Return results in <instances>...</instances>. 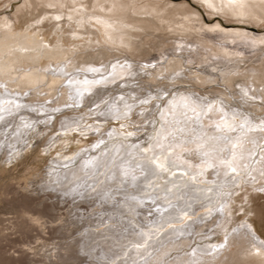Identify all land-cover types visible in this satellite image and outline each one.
<instances>
[{"label": "bare ground", "instance_id": "bare-ground-1", "mask_svg": "<svg viewBox=\"0 0 264 264\" xmlns=\"http://www.w3.org/2000/svg\"><path fill=\"white\" fill-rule=\"evenodd\" d=\"M139 1L141 0H130V2H128L130 7H126L124 9H120L119 7H117L116 8L117 10L116 9L115 10L119 12L113 11L111 13H108L106 11L105 13L100 14L106 19L108 24H111L112 27L116 29L115 32L111 33L115 43L107 41L106 29L103 25H101L103 27L102 30V28L98 26V24H94L95 19H89L88 17H84L83 19H81V17L78 16L76 13L70 14L72 16L71 20L68 19V15L63 14V18L60 21H56L54 19L49 18L44 20L43 23L39 25L35 24L36 18L34 17L32 20L28 21V23L24 28H20V29L16 28L15 21L10 20L8 18L2 19V21H0V64L3 65V73L0 74V83H6L8 85V90L7 92H5L4 89H0V99H1L0 104H2L0 108H10L14 112L16 109L15 105H17V103L19 104L21 103L26 105L20 107L19 110L21 109L25 110L27 106L36 109V107H34V105L37 106L36 104L46 105L45 107L47 109L48 108L51 109L54 107L61 109L60 107L68 104L69 100L71 101L73 100L70 99V97L75 96V91H74L75 88H80L82 91L84 89H88V91H91L93 88L98 86L94 83L85 84L83 83V81L87 80L89 82H93L98 80V79L94 80V78L97 76L95 75V77L92 78V75L94 76V74L103 73L104 64L107 63L110 60V58L112 60V58L115 57L117 54V52L115 53L113 52L116 50L115 47H118V49L120 48L119 50H122L121 48H125L126 50H128L130 54H132V56H134V58H141L142 53H144L145 51L144 48H150V51H145V55H147L149 54V52H152V48H156L154 44H158V46H160L163 43L164 47H168V44L171 42L170 39L171 36L173 37L177 36L176 38L179 43H182V40L187 41L194 39L197 41V44L200 47H202V49L211 50V54L205 55V53H202L201 58H203L204 56L207 58V56L211 57V56L221 55L222 57L231 58L232 61L235 58V56L237 57V55L240 56V58L241 56L243 57L242 49H240V47L244 46L251 49V48H259L257 46H259L260 44H264V37L261 36L254 38L252 37V35H248L242 31L225 32L217 26L211 28L206 27L202 23V20L200 19L198 13L190 12L191 14L188 13L185 14L182 13L181 11L183 9H178L176 6L169 7L167 5L162 7L160 5L158 6L154 4L145 7L144 11H140L137 13L134 12L135 14H132L134 6ZM198 1L201 4L207 5L208 9H211L212 11L214 10L213 13H215V11L217 12L220 11V9H222V11L225 10L223 14L229 16V18L232 19L241 17L238 19L239 20L241 19L242 21L246 19L247 20L250 19L251 21L253 19L255 20L256 23H261L262 18H264V3H262V0H246V5L245 8L243 9L229 7L228 0H198ZM30 3H32V0H29V4ZM209 5H211V7H209ZM42 12H44L42 13L44 14L42 16L45 15L49 17L51 16L49 15L48 11H42ZM55 13L60 14V11L58 12L56 10ZM240 13H244V14L240 15ZM51 14L53 15V13ZM177 14L179 16H177ZM39 15L41 16V14ZM47 21L48 22L52 21L51 25L54 26L48 27V32H45L43 30H46L47 28L45 27ZM124 24H126V26L129 27V29L124 27ZM8 25H11V27H8ZM39 28H42V30ZM103 31L105 33H103ZM161 32H167L168 34L166 36L162 35V37L160 35L156 36V34H160ZM212 32H218L220 37L219 40H221L222 42L226 41L232 45L234 43H237V46L233 49H229L227 48V46L220 47L219 43H214L212 41L204 39V35L206 33H212ZM121 41L123 42V44H121ZM156 50H158V48H156ZM105 56H106V60H104ZM261 56L263 57V55ZM258 58L256 57V59ZM238 59H236L237 62ZM261 59L262 60H257L258 62H256L255 60L254 61L250 60V62L245 61L248 63V64L245 63L247 66L243 70L240 69L239 73L236 72L237 74L240 75V77H238L239 75L238 76L236 75L237 77L234 78L233 76L231 77L226 76L227 79L225 80V83L229 84V87L233 88L234 86H238L240 81L242 80L243 81L251 80L249 83H253V86L255 85V88L259 87L260 85L263 86L261 88H264V57ZM170 60L173 61L172 64L170 63H168L170 65L165 64L166 66L164 67L167 70V75L166 76L164 75L167 81L170 80L169 76H172V74L175 75V73L178 72L180 73V75L179 76L175 75L177 79L175 81L177 82L176 84L186 83L183 80L182 76L189 78L190 80L188 81L200 82L202 83L201 85H207L209 83L210 78L216 77L213 73L209 72V69L208 71L204 69V71L202 72L201 71L195 72V70L194 71L191 70L192 72L190 71L189 72L190 76H188L189 73L187 74L184 73L186 72V67L183 65L184 58L179 59L175 55V57L173 58L171 57ZM240 61L244 62L243 60ZM117 62L116 64H118ZM199 62L200 61L197 62L198 65ZM228 62H230V60ZM219 65L221 67H226L225 64H218V66ZM117 66H119V64ZM213 67L215 68V64ZM90 69H99V71L92 72L90 71ZM210 70L212 69L210 68ZM227 70L229 69L227 68ZM120 71L121 70H118L117 68L115 69V71L114 70L110 71L112 75L107 76L108 81L109 82L112 81L113 83L117 81L116 79L113 81V75L115 76V78L120 75L121 76L123 75L124 77V72L123 71L120 72ZM65 73H67L68 75H65ZM154 74L155 73L153 71L150 75V78H152V80H156V78L158 77ZM163 74H165V70L163 71ZM223 74L225 75V73ZM102 76H100L99 78L100 80H102ZM69 79L78 81L80 83H76L72 88H69L68 85ZM102 83L104 84L105 82L102 81ZM216 90L219 89L217 88ZM191 91L192 90H188V91L185 90V92H191ZM91 92H87V93H91ZM220 93L225 94V96L228 95L227 92H225L224 90L220 91ZM179 98H176L175 101H178ZM76 99H78V97ZM192 99L197 100L196 98H192ZM3 101L4 103L5 101H11V103H8L7 105L5 104L3 106L4 103H1ZM54 101L57 102L54 103ZM71 101L69 103H71ZM47 102H51V103L46 104ZM71 104L73 106V103ZM45 107H42V110ZM167 107L168 105L165 107V110L167 109ZM68 108H66L67 109L66 111L65 110L62 111L64 115L68 112L69 110ZM30 109L33 111L32 108ZM185 111H187V109L183 108L181 104L178 103L176 105L174 113L167 114V119L170 125L168 129L169 131L173 130L172 129L173 124H176L178 126L177 122L185 123V126H182L184 131L181 132L183 136L181 135L180 137H178L179 136L178 134L175 135L177 137V142L186 143L187 140H189L187 139L188 136L191 139H193V137L201 134L200 127L197 124L186 120L185 116L183 115ZM23 113L24 112H22V114ZM4 114L6 115V113ZM187 114L188 116H192L190 111H188ZM8 116L7 118L4 119V121H0V127L4 128V126L9 125L10 118H8ZM65 118L66 119L64 121V124L68 126H72L73 124L72 122L70 123V118H67V116ZM138 118L139 116L134 117L133 121L139 126L140 123L137 122ZM97 120L100 122V127H101L102 119L97 118ZM136 127L137 126H135V128L129 129V132H133V133L136 132L135 131ZM101 128H103V126ZM179 128L180 127L178 126V129ZM46 129L49 130L48 128ZM192 129H195V131H191ZM32 132L33 131L28 133L27 130L25 132L21 130L20 133L15 136L12 142L21 143L24 134L28 136ZM88 132H90V130H88ZM89 134L85 136L90 137L91 134L90 135ZM35 135H37L36 132ZM119 135L120 133L117 134V137H119ZM33 136L34 135H32L31 137ZM258 136L260 137L262 136L260 132L249 133V136L247 137L246 140H244L242 146L236 149L238 154L240 153L243 154V159L239 160L238 162V171L240 173L245 171L244 165L248 166V163L250 165V163L252 162V157L257 154V147L259 146ZM169 139L171 140L172 138L169 137ZM149 143L146 142V145L144 144L145 146L140 145V147L141 148L143 146L147 147ZM134 145L135 143L131 141L130 146H134ZM187 146L194 147V145H187ZM125 149L126 148H124V150ZM176 151L179 152L180 149H177ZM23 152L24 151H20L19 155H14L10 159H8V161H4L3 158L0 157L1 170L5 171L4 169L6 167L8 168V166H12V165H15L16 168L18 166L20 167V164L15 163L13 161L16 160L17 157L20 155H21L20 158L22 157L24 158V154L22 155ZM44 152H46V150L43 151L39 150L32 154L34 155L39 154V156H41L42 154H44ZM131 152L137 153L136 149H132ZM89 153L91 154V151L85 154H81L79 156V160L82 161V164H80L79 166L73 169H69L68 171L66 170L64 174L58 173L56 168H54L55 166L54 167L48 166L49 170L51 172L53 171V174L51 173L49 175L46 174L45 177L41 179L40 177H35L34 180L35 182L31 183L29 181L26 183L25 186H23V188H25V191L33 192L36 195L41 196L38 201L37 199L35 200L34 198L30 200L32 202H35L37 205L36 207L32 208L33 210H29L25 207L22 214L27 218L25 221L22 220L24 221L23 223L25 224V226L30 229L33 227L38 228L41 231V233L43 232L45 234L47 233L46 230L48 228L55 226L56 233L59 235L58 240L51 244L49 243L48 240L42 238L44 236L42 235L41 236L39 235L40 237L37 236L39 237L38 242L39 241L41 242L42 240L40 244L41 250L40 248L36 249L35 247H29L28 245H26L28 246V250H24L22 252L23 254L30 255L31 252H34L36 254L34 256L44 257L46 260H48L49 264H108L104 259H109L107 261H110L111 263L115 260L117 261V258H120V260H118L114 264H133V262H135V264H151V263L165 264L167 263V261H171V260L172 261L170 264H264V241L261 242L259 240H256L254 234L250 231L249 228L245 229L246 231L243 229V233H241V229H237V231H235L232 236L230 235V238L226 237V242L228 241V244L226 245L227 248L225 250L224 248L222 249V247L219 250L218 247V249L216 248L215 252H213V254L210 255V253H212L211 249L213 248H207L208 245L210 246V244L207 243L206 245L204 244L205 246L199 245L196 248H192L194 252L192 256L187 255L184 258L179 257L180 259L177 260L174 259L180 254L184 255L188 253L186 252L187 247H189L191 243L194 242V238L189 237L194 234V228H195L194 225L196 224L198 225V231L200 233L208 234V230L210 231L211 228L220 227L225 223L226 220L224 221L225 219L224 213H223V217H220L216 214V216H214L211 219L208 218L209 216L207 217V219H202L201 217L197 221L198 223L195 224L191 223V225H189L187 223L189 225L187 231L181 229V227L178 228L179 229L178 231L173 230L175 228H170L171 230L169 229L165 231L163 227H165V224L168 225L167 223L170 222H179L180 220L176 219V215L184 216V212L188 208L185 211L183 210V213L181 214H180L181 210H174V209L173 211L171 210V212L164 215L165 218L162 224L156 223L157 225H153V227L151 225L150 226L143 225L138 220L136 221L137 224L135 223L137 226L136 225L133 226L132 225L133 223L131 225L130 224L127 225V223H125L124 220H122L124 222V225L126 224L124 228H122L121 225L120 227H117L115 230H112V226L109 227L107 226V228L100 231L99 228H96L97 227L96 222L101 221L102 216H100L98 219H96V216L101 215V213H104V210H102L101 208L109 209L110 207L106 206L108 205L107 203H102V202L99 204L96 203V201L100 198L98 199L95 198L97 197V194H101L109 186L108 185L103 186L102 187L103 189H101V191H98V193L94 194L92 192V194L88 193V195H86V193L84 194L83 192H80V190L83 189L82 187L84 186L85 188L89 186L90 181L86 183L87 182L86 179L89 178L88 176H92L95 170H99L98 169L99 166L101 165H102L101 167L107 166V162H104V160H106L107 157L103 158L104 156L103 157L101 156L100 158H98V155L97 154L95 155L93 153L89 157L91 159H88L86 157V154ZM157 154H159V150H157ZM26 155L27 157L30 156L28 153ZM147 155L151 156L152 154L148 153ZM220 155L227 156L228 153L225 152ZM185 157L188 160L187 163H181L180 161H177V164H179V168L174 169V171L176 172L175 176L169 174H164L161 177L151 176L149 177L148 182L151 183L152 187L149 188L147 187V184H145V190H147L150 193L155 189L159 190L168 181H175L177 185L176 187H171V185L169 186L171 187L172 192H174V194L176 195L180 194L179 193L180 189L182 190L184 189L185 191L183 190V193H181L180 195H183L184 193H186V191L189 190V192L191 191L192 193L191 195L194 196V197L191 196V198L193 197L194 199H197L198 202L201 201L205 203L208 198L210 197L214 198V196H216V198L215 199L211 198L210 200L211 204L214 205V202H216L217 200H219L220 202L224 201L223 200L224 197H222L221 194L220 195L218 194L219 191L217 192L219 188L218 184L209 183V182H208L209 184H206V182L203 181H206L207 180L206 177L211 175V177L212 176L217 177V181L219 184L226 182L227 180L229 182L230 174L226 176L224 174L226 170L223 167H218L215 169H207L206 171H204L203 175H200L199 173L203 168V166H201L200 168L196 167V165L199 164V160L195 158L190 159L191 157H188L187 154H185ZM40 158H44V157L41 156ZM172 159H175V154H173ZM10 160L11 162L9 163ZM18 161H20V159ZM26 161L27 159H24V162H22L23 164L21 163V165H24ZM55 161L56 160L53 159V163ZM89 161H91V163H89ZM144 163H147V160H145L142 164ZM247 168L250 169L249 167ZM115 171L116 169L113 170V173ZM136 171L141 172V170L138 168ZM184 172H187L188 176L182 175V173ZM260 172H262V166H260L259 164L258 166L254 167V173L252 176L253 178H255L254 180H257L260 177L259 176ZM112 175L113 174H111L110 177H112ZM135 175L138 177V182H143L145 181V176H147L148 174L146 173L144 176H140L139 174H135ZM191 176H195L194 183L189 179V177ZM200 178H202L203 180L199 181L198 179ZM111 182H113L112 179ZM230 182L232 183V181ZM47 183L49 187L47 186ZM105 183H108V181H106ZM185 184H187V187H184ZM252 184H256V182H252ZM164 194L166 193L163 192V195ZM166 196L169 199L172 198V196H170L169 193L166 194ZM54 199H56V201H54ZM78 199L85 200L86 201L85 204L88 203L90 204V208L93 207L95 208L91 209V211L90 209H88L86 212L79 213V211L82 210L81 204L84 203V201L76 202ZM140 199H149V198L140 197ZM46 200L51 201V203H48L46 206H43L44 201ZM193 201L196 204H198L196 200ZM30 203L31 202H29V204ZM22 204H24V202ZM59 205L69 206V208H71L70 209L71 211H68V214L67 215L65 214L66 216L64 217L58 216L57 213H59L58 211H60ZM41 207L43 208L41 209ZM145 207L146 209L138 208L137 209L138 211L136 213H140V211L145 210L147 214L144 216L148 217L149 216L148 204H146ZM191 207L189 209H191ZM69 208H66V210ZM162 208H166V205H164ZM119 210L120 213H122L123 215L125 216L127 215L126 210L123 209L122 207H119ZM116 211L118 212V210ZM190 211L187 210V212ZM159 214L160 213L158 212H153L152 215L149 216L150 218L148 219L145 218V219L146 221H149L151 223L154 222L155 224V221H157L156 217ZM132 215H135V213L132 212ZM205 223L206 225H204ZM98 226L101 227L100 224ZM134 229L138 231L143 230L145 232H148L149 229H151L150 232L151 238L148 239L147 246L145 248L140 249L139 251L133 248L132 245L135 243L142 242L144 237L140 236L139 233L134 232ZM157 229H159V231H157ZM23 230L25 232L26 229ZM213 233L214 232H212L210 235L212 236ZM100 238H102L103 240L100 241ZM98 251L101 252V255H99L100 253ZM178 252L181 253L178 254ZM142 259L145 260L142 262ZM44 263L47 262L45 261Z\"/></svg>", "mask_w": 264, "mask_h": 264}, {"label": "rangeland", "instance_id": "rangeland-1", "mask_svg": "<svg viewBox=\"0 0 264 264\" xmlns=\"http://www.w3.org/2000/svg\"><path fill=\"white\" fill-rule=\"evenodd\" d=\"M110 1L111 0H108L105 12L107 11L108 7H111ZM197 1L198 0H141L134 6L132 14H135L140 11H144L145 7H148L154 4L158 6L160 5L162 7L167 6V5L169 7L176 6L178 9H183L181 11L182 13H185V14L198 13V15L200 16V19L202 20V23L206 27L211 28V27L217 26L225 32L242 31L248 35H252V37L254 38L255 37L257 38L260 36L264 37V23H256L255 20L252 19L250 21L249 18H248L249 20L246 19L243 21L241 19L240 20L238 19L241 17L232 19V18H229V16L223 14L225 10L222 11V9H220V11L218 12L215 11V13H213L214 10L212 11L211 9H208L207 5L201 4L199 3V1L198 2ZM127 2H130V0H127ZM32 3L29 4V0H0V21H2V19L4 18H8L10 20L15 21L16 28L20 29V28H24L26 24L28 23V21L32 20L34 17L38 18V16H40L39 14H41L40 17H42V15H44L42 14L44 13L42 11H48L49 15H51L50 17H52L53 15L55 16L57 14L55 13L56 10L59 12V10L56 8H50V9L49 8H39V7H36L35 4H32ZM101 3H104V0H101ZM66 8H68V6H65V9H64L65 13L63 10V14H66L68 16L70 14H74V13H71L69 9H66ZM209 10H211L212 12ZM49 11L53 13V15ZM116 12H119V11H116ZM177 16L179 15L177 14ZM49 22L48 21L46 22L45 27L47 28L46 30H43V31L48 32V27L54 26V25H51L52 21H49ZM94 24H97V23L94 22ZM98 26H100L103 30V27L101 25L98 24ZM124 27L129 29V27H127L126 24H124ZM39 29L42 30V28H39ZM103 33L105 32L103 31ZM167 34H168L167 32H161L160 34H156V36L160 35L162 37V35L166 36ZM176 37L177 36L175 37L171 36L170 38L171 42L169 44L167 43L168 47H164L163 43L160 46H158V44H154V46H156L158 50H156V48H152V52H149V54L147 55H145V51H150V48H144L145 51L144 53H142L141 58H134V56H132V54H130L128 50H126L125 48H121L122 50H119L120 48L118 49V47H115L116 50L113 52L114 53L117 52L116 56L113 57L112 60L110 58V60L108 61L110 64L108 62L104 64L103 73L94 74V76L92 75V78L95 77L96 75L97 77H95L94 80H97V79L100 80L99 78L102 75L110 76L109 75L111 73L110 71L113 70L112 65L123 64L125 66L130 65L131 67L133 66L134 67L129 68V71L128 70L123 71L124 77L123 75L117 76L115 78L117 80L115 83H113L112 81L107 82V84L104 83L105 85L101 83L97 87L93 88L91 90L92 92L84 91L83 98L82 99L78 98L79 100L78 106L76 105L74 106V104L72 106L71 103H73V100L72 101L69 100V102L71 101V103L68 102V104L69 105L71 104V106L69 108L66 106H62L60 107L61 109L59 112L53 111V109H57V107L51 108L52 109L51 110L49 108L47 109L45 107L46 105H38V104H36L37 106L34 105V107H36L37 112L32 111L30 108L32 109H35V108L29 107V106H27L25 110L21 109L19 111L17 110V112L15 109L14 112L12 111L13 112L12 116L11 115L8 116L7 114L5 115L4 114L5 112H0V115L4 114L5 118H7V116L8 118H10L9 125L4 126V128L0 127V141L2 142V144L0 142V147H1L0 157H2L4 161H8V159L13 157L14 155H19L20 151H24L22 153V155L24 154V158L22 157L23 159L20 158L21 157L20 155L17 157L16 160L13 161L15 163L20 164V167L18 166L19 168L18 167L16 168L15 165L8 166V168L6 167L4 169L5 171L1 170L0 168V264H47V263L49 264L48 260H46L44 257L34 256L36 255L34 252L30 251L31 252V253L29 252L30 255L28 254L26 255L22 253L24 250H28V246L39 249L41 247L40 244L42 240L41 242L40 241L38 242V238L41 235L44 236L42 238L48 240L50 244L58 240L59 235L56 233L55 226L48 228L46 230L47 232L46 234L43 232L42 234L38 228L33 227L30 229V228H27L25 224L23 223L27 219L26 216L22 215L25 207L29 210H33L32 208L36 207L37 205L35 202H32L30 200L34 198L35 200L37 199L38 201L39 198L41 197V196L36 195L33 192L25 191V188H23V186H25L26 183L29 181L31 183L35 182L34 181L35 177H40L41 179L45 177L46 174L48 175L50 173L53 174V171L51 172L48 166L49 167L55 166L54 168H56L58 173L64 174L66 170L68 171L69 169H73L79 166L80 164H82V161L79 160V156L81 154H85L91 151V154L93 153L95 155L97 154L98 158H100L101 156L102 157L104 156L103 158L107 157L106 160H104V162H107V166L101 167L102 165L100 164L101 166H99L98 168L99 170H95L94 174L92 176H88L89 178L86 179L87 181L86 183L90 181L89 186L87 188H85L84 186L82 187L83 189L80 188L81 189L80 192H83L84 194L86 193V195H88V193L92 194V192L94 194L98 193V191H101V189H103L102 188L103 186L113 185V182H111V179H110L111 178L110 175L113 174V170H115V168L112 166L113 160H115L116 163L118 164L120 162V158H126L127 156L129 157L130 154L133 156H137V158H140L142 163L146 160L140 157L137 153L131 152L132 149H136L134 148V146H130L131 141L134 142L135 145L138 144L139 146L144 145V144L146 145V142L147 143L151 142L149 141L148 138L150 136L155 135L154 129L156 130L160 129V123L158 122L159 121L158 115L153 117L152 115H149V113H157L158 110H165V107L167 106V103H166L167 101H173V100L175 101L176 98H179L180 96H183V95L191 96L192 98H196V99L197 97H206L207 100H214L216 98H219V99H222L226 105H230L232 108H235L242 115L248 116L249 119H254V117L255 118L264 117V108L261 109V107L259 106L260 105L259 99L255 102V104H252V102H249V104H244L243 101L239 99L241 95V92H240L241 89H252L256 92V95L259 97L261 94L260 90L264 89V88H261L263 87L262 85L255 88V85L253 86V83H249L251 80H244V81L242 80L240 81L239 85L237 84L238 86H234L232 84L234 86L232 88V87H229V84L225 83V80L227 79L226 76L227 77L233 76V78L237 77L239 75L237 74L239 73V70L240 69L243 70L247 66L246 65L248 64L247 62H250V60L251 61L255 60L256 62H258L257 60H262L261 58L264 57V47L262 46H264V44H260L259 46H257L259 48H251V49L244 47V46L240 47V49H242V54H243V57L241 56L242 59L240 58V56L237 55V57L235 56L234 58L235 60L232 57L233 60L231 61V58L222 57L221 55L211 56V57L207 56V58L204 56L205 58L204 57L201 58L202 53H205V55L211 54V50L202 49V47H200L197 44V41L194 39L187 40V41L182 40V43H179ZM204 39H207L214 43H219L220 47L227 46V48L229 49H233L237 46V43H234L232 45L229 42H226V41L222 42L221 40H219L220 37H219L218 32L206 33L204 35ZM162 40H165V39H162ZM179 44L183 45L184 47L182 49L179 48L178 47ZM175 55L176 57L184 58L183 65L186 67V72L184 73L187 74L191 70L193 71L195 70V72L196 71L202 72L204 71V69L206 71H208L209 69V72L213 73L216 77L210 78L209 83L207 85H201L202 83L197 82V81H188L190 79L186 78L185 76H182V77L186 83L176 84L177 82L175 81L177 79L175 75L173 74L172 76H169L170 80L167 81L164 77V75L165 76L167 75V70L164 67L166 65L172 64L173 61H171L170 59L171 57L172 58L175 57ZM261 55H263V57ZM165 57H167V59H165ZM256 57L257 58L259 57V58L256 59ZM104 58H105L104 60H106V56ZM238 58L240 60H243L244 62L240 61ZM228 59L230 60V62H228L229 61ZM236 59H238V62L236 61ZM158 61H164V64H160L158 63ZM198 61H200L199 65L197 64ZM116 62L118 64H116ZM147 64H157V68L142 71V65H147ZM214 64H215V68L217 66L218 69L217 68L215 69L213 67ZM218 64H225L226 67H221L220 65L218 66ZM210 68L212 70H210ZM227 68L229 70H227ZM117 69L120 70L119 66H117ZM164 70H165V74H163ZM215 70L217 71V73ZM153 71L155 73L154 75L158 76L156 80H152V78H150V75ZM160 71H161V74H160ZM223 73H225V75ZM188 76H190V73L188 74ZM238 77H240V75ZM165 87L167 88L168 93L170 94L163 95L162 99H153L152 102L148 105L141 106L139 104V100L148 99L149 97H155L157 95V92L164 93ZM141 88H144V89H141ZM217 88L219 90H216ZM185 90L186 91L192 90V91L185 92ZM222 90L227 92L228 95L225 96V94H221L220 91ZM87 92H91V93H87ZM120 96H123L125 98V101H127L128 104L133 106L134 112L129 113L128 119H117L116 118V116L119 115V111L122 107V103L117 105L116 110H114L113 113H108V106L113 103V98H116L118 100ZM129 97H133L135 99H129ZM104 101H108V104L106 105ZM56 102L57 101H54V103ZM196 102L200 103L201 101L197 99ZM1 103H4V101ZM50 103L51 102H47L46 104H50ZM17 104L20 105L21 103L20 104L17 103ZM1 105L2 104H0V106ZM4 105L5 103L3 104V106ZM23 105H26V104H21V107ZM42 107H45L46 109L43 108L44 110L43 111ZM66 108L70 110V111L68 110V112L65 115L67 116V118H70V123L72 122L73 124L72 126H68L64 124L66 116L63 114L62 111L63 110L66 111L67 110ZM144 108L146 109L148 108L149 112H146L145 118L142 119L139 113ZM39 109H41L42 111ZM22 112L24 113L22 114ZM101 113H108V114L101 115ZM191 114L193 115V113ZM137 116H139L137 120V122L140 123L139 126L133 121L134 117H137ZM97 118L102 119L101 125L103 126V128H101L102 126L100 127V122L97 120ZM256 122H259L258 119L256 120ZM179 123L177 122L180 128H182V126H185L184 122L180 123L181 125ZM26 124L28 125L31 124V127H25ZM97 126H99L100 128ZM135 126L137 127L135 129L136 132H134V135L132 137L127 136L129 129L135 128ZM178 126L176 124H173L172 131L174 132V135L178 134L179 135L178 137H180L181 135L183 136V134L181 132L174 131L175 129H178ZM46 128H48L49 130H47ZM21 130L23 132L27 130L28 133L31 131L33 132L30 133L28 136L24 134V137L21 143L12 142L15 136L18 135ZM88 130H90V132H88ZM206 131H209V134H211L210 130H206ZM35 132L37 135H35ZM85 132H88V133H85ZM109 133H111V135H109ZM119 133L120 135L119 137H117V134ZM88 134L90 135V137L85 136ZM260 134L262 136L261 137L258 136L259 146L257 147V154L252 157V162L250 163V165L248 163V167L250 169L247 168V170L241 172V175L239 176L241 179L239 177H236L234 181L233 179L234 174L233 175L230 174L229 182L227 180L226 182L219 184L216 176L211 177V175H209L206 177L207 180L203 181V182H206V184H209V183L218 184L219 188L217 192L219 191L218 194L219 195L221 194L222 197H224L223 198L224 201L220 202L219 200H217L216 202H214V205H213L210 203V200L212 198L210 197L208 198L209 202H208V199L205 203L201 201L198 202L197 199L193 198L194 196L191 195L192 193L191 191L189 192L188 189H187L188 191H186V193H184L183 195H180V194L183 193L184 189L183 190L180 189L179 190L180 194H178L179 196L174 194V192H172L171 190L172 193L170 192L169 194L170 196H172V198L169 199L167 197V199L171 200L172 207H168L166 205L167 211L163 213V216L159 214L156 217L157 221H155V224L154 222L151 223L149 221H146L145 218L147 219L150 218L149 217L150 215L148 217L147 216L145 217L144 215L147 214L145 210L140 211L139 215H136V212L138 211L136 209V211L133 212L135 213V215H132V213H129L127 209L123 208L127 212V215L125 216L122 213H120L121 209L119 210V207L115 206L113 203H107L108 205L106 204L105 205L110 208L103 209L100 207L102 210H104V213H101V215L96 216V219L102 216L101 221L96 222V226H97L96 228H99L100 231L107 228V226L108 227L112 226V230H115L117 227H120L121 225H122V228H124L126 225V224L124 225V222L127 223L128 225L129 220L131 219H134L132 220V222L134 221L132 225H136L137 224L136 221L138 220L143 225H146V226L151 225L153 227V225H157L156 223L162 224L165 218L164 215L171 212V210L172 211L173 209L181 210L180 211V214H181L183 213V210L185 211L187 208H188L187 209L188 211L191 210L190 212H187L188 215L193 216L194 214V219L196 221L195 223H198L197 221L201 217L202 219H207L209 215L206 209L208 208L212 209V215H210L208 218L211 219L214 216H216V214L220 217H223V214L218 213L216 209L219 208L221 205H227L228 207L226 208L224 212V215H225L224 221L226 220L225 223L220 227H216V228L214 227L215 229L211 228L210 229L211 232L208 230L209 235L207 233H200L198 231V225L197 224L194 225L195 227L194 234L189 236L190 238H194V242L191 243L189 247H187L186 252L188 253L183 255V254H180L182 251L178 252V254L180 255L175 257L174 259L177 260L180 258H184L187 255L192 256V254L194 253L192 248H196L199 245L205 246L207 243L210 244V246L208 245L207 248H213L211 249L212 253H210V255L213 254V252H215L216 248L218 249L219 247V250H220L221 244L224 245L222 249L224 248L225 250L227 248L226 245L228 244V241L226 242V237L230 238V235L232 236L234 232L237 231V229H241V233H243V229L245 230L249 228L250 231L254 234L256 240L263 242L264 241V192L254 191V189H260L264 187V175H261V173L264 172V137H263L264 134L263 133H260ZM32 135L34 136L31 137ZM187 139L191 140L189 136L187 137ZM96 145H99V147H96ZM124 148L126 149L124 150ZM99 149L101 150V152ZM39 150H42V151L46 150V152H44V154L41 155L44 158H40L41 156H39V154H36V155L32 154ZM27 153L30 155L29 157H27L26 155ZM91 154L90 153L86 154V157L88 159H91L89 158ZM19 159L20 161H18ZM24 159H27V161L25 162L24 165H21V163L24 162ZM53 159L56 160L57 162L55 161L53 163ZM190 159H192V157ZM10 162L11 160L9 161V163ZM259 164L260 166H262V172H260V175H259L260 177L257 180H254L252 177L254 173V167L258 166ZM249 173L251 174L249 175ZM135 174L144 176L146 173L142 174L141 172L136 171ZM198 180L202 181L203 179L200 178ZM106 181H108V183H105ZM230 181H232V183ZM233 182L235 183L237 182V183L235 184ZM252 182H256V184H252ZM47 186H48V183H47ZM84 188L86 189V191ZM93 189H95V191H93ZM129 191L132 192L133 194H136L134 189L130 188ZM150 194L151 195L159 194L161 197L166 196V194L163 195V192L160 191V189L159 190L155 189L152 192H150ZM191 196L193 197L191 198ZM98 198H100L99 194H97V197L95 199H98ZM215 198L216 196H214V198L212 199H215ZM116 199L120 200L121 198L117 197ZM144 200L147 202L146 204H150L149 199H144ZM193 200H196L198 204H196ZM28 201L31 202L32 204L30 203L31 204L30 205ZM54 201H56V199H54ZM80 201L81 202L84 201V203L81 204L82 210L79 211V213L86 212L88 209H90L91 211V209L95 208V207L90 208V204L88 203L85 204L86 201L82 199H78L76 202H80ZM186 201H187V204H186ZM245 201H247V203H245ZM23 202L25 206L24 204H22ZM48 203H51V201H47V200L44 201L43 206H46ZM96 203L98 204L101 203V200L98 199ZM157 203L161 204V207L164 206V204H162L160 201H158ZM190 205L193 207H191ZM189 206L191 207V209H189L190 208ZM42 208L43 207H41V209ZM66 208H69V206L61 205L59 209L60 211H58L59 213H57L58 216L64 217L68 214V211H71L70 210L71 208L67 210ZM249 208L253 209L254 211H249L248 210ZM116 210H118V212ZM180 217H183L185 220H187V223L189 225H191V223L193 224L192 220H188L187 217H184L183 215H180ZM127 218L128 219L130 218V219L128 220ZM120 220L121 221L124 220V222L123 221L121 222ZM179 222H170L171 224L174 225V227H169L168 226L169 223H167L168 225L165 224V227L163 228L165 231L169 230L170 228H175L173 230L178 231L179 230L178 228L181 227V229L187 231L189 228V225L188 224L185 225ZM99 224L101 225V227L98 226ZM204 225H206V223ZM163 228H162V231H163ZM23 229H26L25 232ZM134 232L140 233V231L135 230V229H134ZM212 232L214 233L211 236L210 234ZM102 240L103 239L100 238V241ZM36 246L37 247L39 246V247L37 248ZM98 252L100 253L99 255H101V252L100 251ZM104 260L108 264H114L118 260H120V258H117V261L115 260L111 263L110 261H107L109 259H104ZM144 260L145 259H142V262ZM45 261L47 263H44ZM171 261H167V263L165 264H170ZM151 264H155V263H151Z\"/></svg>", "mask_w": 264, "mask_h": 264}, {"label": "snow or ice", "instance_id": "snow-or-ice-1", "mask_svg": "<svg viewBox=\"0 0 264 264\" xmlns=\"http://www.w3.org/2000/svg\"><path fill=\"white\" fill-rule=\"evenodd\" d=\"M33 4L39 8H56L60 11V14L49 17L47 15L38 17L35 19V24L39 25L43 23L46 19H54L56 21H60L63 18V9L65 6H68V9L72 13H76L78 16L83 19L84 17H88L89 19H95L97 24L103 25L106 29V38L108 42L115 43L112 32H115L116 29L112 27L111 24H108L106 19L100 15L105 13L106 5L108 0H104V3H101V0H32ZM264 3V0H262ZM246 0H228V6L233 8H245ZM117 7L120 9H124L126 7H130L127 0H111V7L107 8V12H113ZM211 7V5H209ZM244 13H240L243 15ZM68 19L71 20L72 16L69 15ZM261 23H264V18H262ZM11 27V25H8ZM110 30V31H108ZM121 44L123 42L121 41ZM179 48H183V45H179ZM182 59V57H177ZM167 59V57H165ZM158 63L163 64L164 61H158ZM131 66H125L123 64L119 65L120 70L127 71ZM157 64H147L142 66V71H146L147 69H155ZM113 70L117 68V65H112ZM92 72H98L99 69H90ZM3 73V65L0 64V74ZM65 75H68L65 73ZM109 75H112L110 73ZM175 75L179 76L180 73H175ZM113 80H115V76L113 75ZM103 82L107 83L108 77L102 76V80H97L93 82H89L87 80L83 81V83H94L99 85ZM76 83H80L78 81H74L69 79L68 85L69 88H72ZM0 89H4L5 92L8 90V85L6 83H0ZM75 96L70 97L73 99V104L78 106L79 100L77 97L82 99L84 95V91H88V89H84L83 91L80 88H75ZM261 95L258 97L256 92L252 89H241V95L239 99L243 101L244 104H255V102L259 99L260 107L264 108V89H261ZM251 93V94H250ZM170 94L168 93L167 88L165 87L164 93L157 92L155 97H149L148 99L139 100V104L141 106L148 105L152 102L153 99H162L163 95ZM129 99H135L133 97H129ZM200 100V103H197L196 100H193L191 96H181L178 101H167V109L166 110H158L157 113H149L153 117L159 116L160 129H154L155 135L150 136L148 139L151 143L148 144L147 147L141 148L138 144L134 145L136 148L137 154L140 157H143L147 160V163L142 164L141 159L137 158V156L129 155L127 158H120L119 164L116 163L115 160L112 162V166L116 169L113 173L111 179L113 181V185H110L105 191H103L100 195V200L102 203H113L117 207H122L127 209L129 213L135 212L136 209H143L146 206V201L144 199H140V197H148L150 204H148V215H152L153 212L160 213L163 216V213L167 211V208H162L161 204L157 203L160 201L162 204L167 205L168 207H172L171 200L167 199V196L161 197L159 194L151 195L147 190H145V184L147 187L151 188V183L148 182L149 177L156 176L161 177L164 174H169L172 176L176 175L174 169L179 168V164L177 161L181 163H187L188 160L185 157L187 154L188 157H192L199 160V164L196 167L203 168L200 171V175H203L204 171L207 169H215L218 167H223L225 171V175L235 174L233 179L239 177L241 173L238 171V162L243 159V154H238L236 149L241 147L244 140L249 136V133L252 132H260L264 133V117H259L254 119H249L248 116L242 115L235 108H232L230 105H226L222 99L216 98L214 100H207L206 97H197ZM11 103V101H5V104ZM107 105L108 101H104ZM122 103V107L119 111V115L116 116L117 119H128L129 113H133V106L128 104L125 101L123 96H120L118 100L113 98V103L108 106V113H113L116 110L118 104ZM181 104V106L187 111L183 113L186 120L191 121L197 124L200 127L201 134L193 137L191 140H187V142H177V137L174 135L173 131H169V121L167 119L168 113H174L176 105ZM66 107H70L71 105H65ZM21 105H15V108L19 110ZM158 108V106H157ZM36 111V109H33ZM53 111L59 112L60 109H53ZM190 111L193 113L192 116H188L187 112ZM0 112H5L7 115H12V109L10 108H0ZM149 112L148 109L144 108L140 111L139 115L143 119L145 118V113ZM108 113H101V115H107ZM254 116V114H253ZM5 116L0 115V121H4ZM258 119L259 122H256ZM25 127H31V125L26 124ZM67 127V126H65ZM210 130L211 134H209ZM176 132H183V128L175 129ZM191 131H195L192 129ZM111 135V133H109ZM133 132H128L127 136H133ZM169 137L172 139L170 140ZM187 145H194V147H189ZM99 147V145H96ZM180 149L179 152L176 150ZM157 150H159V154H157ZM227 152V156L220 155L222 153ZM151 153V156L147 154ZM173 154H175V159H172ZM91 163V161H89ZM247 165H244V169L247 170ZM139 168L141 173H147L145 176V181L138 182V177L135 175L136 169ZM251 173H249L250 175ZM182 175L188 176L187 172L182 173ZM264 175V172L261 173ZM189 179L194 183L195 176L189 177ZM255 179V178H253ZM176 187L175 181L166 182L161 188L160 191L168 194L171 192V187ZM187 187V184L184 185ZM134 189L136 194H133L129 191V189ZM95 191V189H93ZM254 191L264 192V187L260 189H254ZM120 197V200L116 198ZM247 203V201H245ZM190 207V206H189ZM228 206L221 205L216 209L218 213L223 214ZM249 211H254L249 208ZM208 215L212 214V209H206ZM139 215V213H136ZM171 215V214H169ZM184 217H187L188 220H192L193 224H195L194 214L193 216H189L187 211L184 212ZM176 219L180 220L182 224H187V220L183 217L177 216ZM133 222L129 220V224L131 225ZM135 226V225H133ZM169 227H174L173 224L169 223ZM159 231V229H157ZM150 232H145L143 230L140 231L139 235L144 237L142 242L135 243L132 245L137 251L147 246L148 239H150ZM220 247H223L221 245ZM135 264V262H133Z\"/></svg>", "mask_w": 264, "mask_h": 264}]
</instances>
